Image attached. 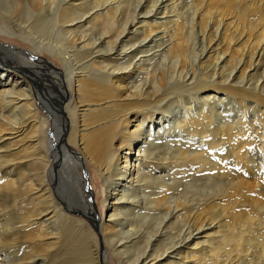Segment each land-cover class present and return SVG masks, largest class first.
Returning <instances> with one entry per match:
<instances>
[{"label": "bare ground", "instance_id": "obj_1", "mask_svg": "<svg viewBox=\"0 0 264 264\" xmlns=\"http://www.w3.org/2000/svg\"><path fill=\"white\" fill-rule=\"evenodd\" d=\"M242 1L210 0L214 19L191 13L206 0H0V35L32 45L0 44V264H109V252L119 264H210L221 253L209 242L217 201L249 181L225 158L260 169L264 151V130L252 142L250 126L237 132L264 119V31Z\"/></svg>", "mask_w": 264, "mask_h": 264}, {"label": "rangeland", "instance_id": "obj_2", "mask_svg": "<svg viewBox=\"0 0 264 264\" xmlns=\"http://www.w3.org/2000/svg\"><path fill=\"white\" fill-rule=\"evenodd\" d=\"M247 1L248 2L250 1L252 3V5L250 2L248 4ZM247 1L243 0L242 2L244 5H249V6L254 7L255 12L252 14L250 19H251V22H254V25L256 23H259L256 25V30H255V32L258 31V33L257 32L256 33H257V36H259L260 35L259 33L264 31V28H263L264 26L262 27V25H264V20L263 21L261 20L262 19L261 17H264V0L263 1L262 0H247ZM209 2H210V0L208 2L206 0V2L204 3L205 5L203 4L202 6H200L201 9H200V7L199 8H195L194 6L191 7V13L192 12H193L192 14L199 13L201 15L206 14L205 15L206 18H207V16L209 17L210 15H212V17L214 19H216V13H217L216 10H218V9H215V10L213 8H212L213 10L210 9V7L208 6ZM206 7H207V9H206ZM210 10L214 11V12H211ZM218 11H221V10H218ZM219 17L220 16H217V18H219ZM229 18L231 20H233L236 17L233 14ZM229 18L227 17L228 22L230 20ZM258 18L259 19L261 18V19L258 20ZM261 21H262V23L260 24ZM244 25H245V23L242 21V24L240 26L245 28ZM259 26H260V28L262 27V30L259 28ZM258 29H260V30H258ZM259 31H261V32H259ZM250 38H253V36ZM247 39L248 38H246L245 41L241 40L242 45L239 44V47L243 46V48L245 47V49L248 48V50H250V49H252L251 41L253 39H251V41H246ZM242 41L248 42V44H250V45H246L247 43L244 44ZM0 44L12 46V47H18L19 50L23 49V50H27V51L28 50L32 51V45L29 44L28 42H26L25 40H23L22 38H20L18 35L12 36L11 34H8V33L1 34L0 35ZM252 44H253V42H252ZM44 57H46L52 63L57 64V66L63 65L59 59L53 58L52 56H50L48 54L44 55ZM22 59H24L25 63L29 62L27 57L22 58ZM40 65H41V63H40ZM45 72H47V71L44 70V72H43V70H41V73H40V77L42 78V82L44 84H51L52 86H54L56 88V86H58L57 85L58 84L57 78H55V76L51 75L49 72H47V73H45ZM27 73L28 72H23V73L20 72V75L23 77H26L28 79V76H25ZM27 75H29V74H27ZM47 75L49 78L47 77ZM50 75H51V77H50ZM35 90H36V88H35ZM71 91H74V88H72ZM233 107H235V106H233ZM239 110H242V108L239 107ZM247 118L250 120V122H247V121L243 122V125L240 127V130L237 132L240 133L241 130H246L247 127L250 126L249 131L251 132V137H252L251 142H252V140L254 138H257L256 135L259 134L260 131L264 130V128L261 126L262 124L264 125V119H261L260 117H258L256 119L257 121L255 123H253L250 115ZM257 128H259V130ZM240 136H244V134H242ZM240 136L238 138L234 137L230 141V144L228 143V146H227V144L225 147L222 146V153H224V155L230 154L231 152H233V150H234L233 148L237 149L236 147L238 146V143L240 145L243 144V142L238 141V139L241 140ZM155 139L152 138V141H154ZM251 142L249 144L250 149L254 147V146L253 147L251 146ZM261 146H262V144H260L258 147H261ZM230 147H233L232 148L233 150L231 149L232 151H229ZM263 147H264V143H263L262 148ZM242 149H244V148H242ZM236 152H238V150ZM257 152H258V150H257ZM258 154L259 153L254 155L255 158H252L253 160L251 159L249 164H252L255 161H258L256 159V156H258ZM261 156L263 158V160L261 161V165H262L261 168L259 169L256 166L257 169L255 167H253L250 170L246 169V171L243 168L241 159H239V157L235 158V159H233L232 156L225 158V164L227 163L226 165H228L230 167V169H232L235 177H237L238 175L240 177H243L244 175H248L249 181H247V183L249 185L247 183H245L244 184L245 186L243 185L237 191H233L230 194L224 195L223 197H221L217 201L218 207L220 206L218 208V210L220 209L219 212H222L221 213L222 219H223L221 222L222 227H221V231L219 233H217V235H215V238L211 239L209 242L215 244V246L217 244H218V246H219V244H221V247H222L221 253L222 254L220 252H219V254L218 253H216V254L211 253V257L209 259L210 264H211L212 260L214 262L215 258H219V259L221 258L220 259L221 264H231V263L232 264H244L246 261H248L250 259V257H252V258L248 262H252V260H253L252 263H254V264H257L256 261L258 262V264L259 263L264 264V189H263L262 183H261V180H264V151L262 152ZM230 159H231V161H230ZM89 166H90V164H89ZM254 172H256V173H254ZM84 173L86 176V171ZM90 173L91 174L90 175L88 174V177H90V179H89L90 185H91L93 191L95 192V202L99 205V209L105 215V212H103V210H102L103 209V199H104L102 180L98 177V175L96 174V172L94 170H92ZM164 173H165L164 170H162L161 168L156 169V175L160 176V175H164ZM247 173H249V174H247ZM80 177L84 178L83 174ZM251 181H253V182H251ZM249 182H251V184ZM254 182H255V185L253 184ZM251 186H252V188H251ZM52 188L54 189V186ZM255 188L256 189L259 188L260 191L256 190ZM258 191H259V193H258ZM262 192H263V194H262ZM234 193L235 194L237 193V194L235 195ZM176 196H180V195L177 194ZM237 198H239V199H237ZM142 203H140L141 208L145 211V209H144L145 201ZM144 211H142V215H144ZM225 219H226V221H224ZM223 225H225V227ZM223 237L227 240H230L231 243L229 242L227 244L222 245ZM233 249H234V251H233ZM228 253L230 255H228ZM242 254L245 255V259L247 258L246 256H248V259L244 261L243 260L244 257H242L244 255H242ZM221 255H223V256H221ZM225 255L229 256V257L225 259V257H226ZM108 257H109V264H119L118 258L113 252H109ZM241 257H242V259H241ZM253 258H255V259H253ZM231 259H232V261H231ZM259 260H261V262ZM106 263H107V260H106Z\"/></svg>", "mask_w": 264, "mask_h": 264}, {"label": "snow or ice", "instance_id": "obj_3", "mask_svg": "<svg viewBox=\"0 0 264 264\" xmlns=\"http://www.w3.org/2000/svg\"><path fill=\"white\" fill-rule=\"evenodd\" d=\"M209 139H211V138H209Z\"/></svg>", "mask_w": 264, "mask_h": 264}]
</instances>
